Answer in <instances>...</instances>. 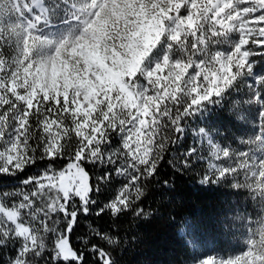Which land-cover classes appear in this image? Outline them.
<instances>
[{
  "label": "snow or ice",
  "instance_id": "6c2138e0",
  "mask_svg": "<svg viewBox=\"0 0 264 264\" xmlns=\"http://www.w3.org/2000/svg\"><path fill=\"white\" fill-rule=\"evenodd\" d=\"M165 166L167 264H264V0H0V264H123Z\"/></svg>",
  "mask_w": 264,
  "mask_h": 264
},
{
  "label": "trees",
  "instance_id": "16d2710c",
  "mask_svg": "<svg viewBox=\"0 0 264 264\" xmlns=\"http://www.w3.org/2000/svg\"><path fill=\"white\" fill-rule=\"evenodd\" d=\"M160 179H168L172 187L165 190L157 184L148 204L163 206L162 214L147 221L123 222L124 232L132 243L122 253L123 264H167L179 250V231L185 218L199 223L204 238L211 239L210 218L220 194L211 188L201 189L192 177L174 174L167 166L162 169Z\"/></svg>",
  "mask_w": 264,
  "mask_h": 264
},
{
  "label": "rangeland",
  "instance_id": "374dc122",
  "mask_svg": "<svg viewBox=\"0 0 264 264\" xmlns=\"http://www.w3.org/2000/svg\"><path fill=\"white\" fill-rule=\"evenodd\" d=\"M209 241H211V239Z\"/></svg>",
  "mask_w": 264,
  "mask_h": 264
}]
</instances>
